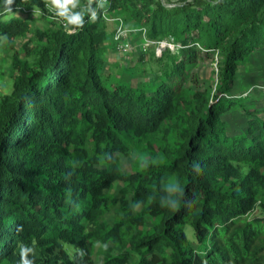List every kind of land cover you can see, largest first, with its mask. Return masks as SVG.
Here are the masks:
<instances>
[{"label": "trees", "instance_id": "1", "mask_svg": "<svg viewBox=\"0 0 264 264\" xmlns=\"http://www.w3.org/2000/svg\"><path fill=\"white\" fill-rule=\"evenodd\" d=\"M79 4L82 26L50 0L11 5L47 23L32 60L15 52L0 98V264H19L22 245L34 264H264V104L234 93L264 48V0ZM104 8L182 48L151 45L115 79ZM8 12L0 0V35L14 46L33 27ZM238 111L244 122L229 118Z\"/></svg>", "mask_w": 264, "mask_h": 264}, {"label": "rangeland", "instance_id": "2", "mask_svg": "<svg viewBox=\"0 0 264 264\" xmlns=\"http://www.w3.org/2000/svg\"><path fill=\"white\" fill-rule=\"evenodd\" d=\"M165 2H174L177 0H164ZM52 5V0H50ZM44 15V16H43ZM20 18L29 22L33 30L24 33L23 35L18 36L14 41V46H12L8 38L4 35H0V98L2 95L11 92L14 78V68H13V56L18 50L24 59L32 60L30 56L31 49L35 45V35L34 29L36 27L43 28L46 26L47 20L45 14L38 11L26 12L21 9H12L4 17L5 20L10 18ZM110 20H105L104 25L109 31V41L108 45V62L104 67V71L112 73L114 78L125 77L133 71L138 64V59L142 53L143 48V34L137 29V24H126L125 26L133 29L129 32L128 40L133 46V50L129 52H120L115 47H113V36L118 27V22L114 21L113 15L109 16ZM51 18V17H50ZM154 49V48H153ZM213 67H216V63L212 61L207 62L206 64L199 67V73L201 80L206 84L210 85L213 79L216 78V75L213 73ZM141 73L138 72V76ZM134 81H137L135 78ZM236 94H242L243 96L249 95L253 97L258 106L264 104V48L257 49L251 56L246 65L241 66L238 71L236 88L234 90ZM229 118L231 121L238 123L245 121L244 114L238 112L232 113ZM126 168H131V159L126 160ZM121 183H117L116 187L111 191L113 194H117ZM113 215H110L108 218L111 219ZM191 226H188L190 236L193 238V233ZM94 251L96 252L95 257L97 261H102L104 256L102 252L103 245L98 242L96 244ZM39 255V253H37ZM101 264V263H98Z\"/></svg>", "mask_w": 264, "mask_h": 264}, {"label": "clouds", "instance_id": "3", "mask_svg": "<svg viewBox=\"0 0 264 264\" xmlns=\"http://www.w3.org/2000/svg\"><path fill=\"white\" fill-rule=\"evenodd\" d=\"M3 3L6 6V10L10 12L14 0H3ZM52 6L56 10V15L64 19L66 26H82L84 24V16L87 10L82 8L79 4V0H52ZM100 6L103 7L102 4ZM19 254V264H34V259L29 258L30 255H35L34 247L22 245Z\"/></svg>", "mask_w": 264, "mask_h": 264}, {"label": "built area", "instance_id": "4", "mask_svg": "<svg viewBox=\"0 0 264 264\" xmlns=\"http://www.w3.org/2000/svg\"><path fill=\"white\" fill-rule=\"evenodd\" d=\"M100 3H104V4L108 3V5H109L110 0H100ZM48 7L50 8V11H52V9H53L52 6L48 5ZM22 10L27 12V9L25 7H23ZM101 15L105 19L110 20L107 8H104L101 11ZM111 19L118 22V27L114 33V36H113L114 42H115V48L120 52L132 51L133 46L130 43V41L128 40L127 36L129 35V32L132 31L133 29L126 27L124 19H122L120 17H113ZM134 30H139L143 34L144 41H143L142 50H144V51H146L151 45H156V52L158 54H160L162 52V50L164 48H167V47L173 51H176V50H179L180 48H182L181 44L176 43L174 41H170V40L154 41V40L147 38L145 28H137Z\"/></svg>", "mask_w": 264, "mask_h": 264}]
</instances>
